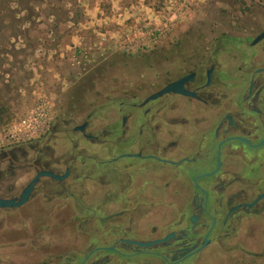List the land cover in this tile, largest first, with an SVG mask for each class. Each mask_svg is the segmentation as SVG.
<instances>
[{
  "label": "flooded vegetation",
  "instance_id": "af4514ba",
  "mask_svg": "<svg viewBox=\"0 0 264 264\" xmlns=\"http://www.w3.org/2000/svg\"><path fill=\"white\" fill-rule=\"evenodd\" d=\"M179 81L181 91L153 97ZM111 90L0 148V199L12 201L0 206V264H200L207 249L257 257L264 16L175 56L169 75Z\"/></svg>",
  "mask_w": 264,
  "mask_h": 264
},
{
  "label": "rangeland",
  "instance_id": "374dc122",
  "mask_svg": "<svg viewBox=\"0 0 264 264\" xmlns=\"http://www.w3.org/2000/svg\"><path fill=\"white\" fill-rule=\"evenodd\" d=\"M263 16L264 0H2L0 148L38 138L73 108L108 102L113 87L171 74L175 56L250 32ZM258 251L198 258L264 264Z\"/></svg>",
  "mask_w": 264,
  "mask_h": 264
},
{
  "label": "water",
  "instance_id": "95a60500",
  "mask_svg": "<svg viewBox=\"0 0 264 264\" xmlns=\"http://www.w3.org/2000/svg\"><path fill=\"white\" fill-rule=\"evenodd\" d=\"M180 82H177V83H170L168 85H166L160 92L156 93L153 95V97H157L159 94H162V93H165V92H169V91H177V90H180ZM40 174H52L50 172H46V171H43L41 172ZM23 200V199H22ZM12 204V201L11 200H3V199H0V206L2 205H11ZM139 245H149L151 243H144V242H138Z\"/></svg>",
  "mask_w": 264,
  "mask_h": 264
},
{
  "label": "trees",
  "instance_id": "16d2710c",
  "mask_svg": "<svg viewBox=\"0 0 264 264\" xmlns=\"http://www.w3.org/2000/svg\"><path fill=\"white\" fill-rule=\"evenodd\" d=\"M1 1H2V0H0V3H1ZM7 10H10V8H8ZM1 106H3V104H2ZM0 110H1V111H4V110H6V109H5L4 107H2V108H0Z\"/></svg>",
  "mask_w": 264,
  "mask_h": 264
}]
</instances>
